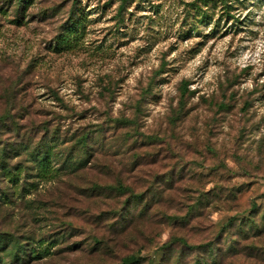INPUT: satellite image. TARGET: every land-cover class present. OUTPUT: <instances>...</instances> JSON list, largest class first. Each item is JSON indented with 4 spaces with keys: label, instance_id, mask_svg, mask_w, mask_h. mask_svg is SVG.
Listing matches in <instances>:
<instances>
[{
    "label": "rangeland",
    "instance_id": "rangeland-1",
    "mask_svg": "<svg viewBox=\"0 0 264 264\" xmlns=\"http://www.w3.org/2000/svg\"><path fill=\"white\" fill-rule=\"evenodd\" d=\"M18 1L0 0V113L20 127L3 137L55 133L50 171L17 156L0 181V231L22 246L0 241V264H197L231 239L221 264H264V0ZM132 190L137 215L113 228ZM251 215L261 233L232 236Z\"/></svg>",
    "mask_w": 264,
    "mask_h": 264
},
{
    "label": "trees",
    "instance_id": "trees-1",
    "mask_svg": "<svg viewBox=\"0 0 264 264\" xmlns=\"http://www.w3.org/2000/svg\"><path fill=\"white\" fill-rule=\"evenodd\" d=\"M127 0H122L120 4V9H122L125 5ZM18 2L20 3V7H18V11L22 12L24 11L27 6L29 5L30 1L27 0H19ZM76 13H72V15L69 16L68 22L63 26V31L59 33L57 36V44L59 40H66V37L68 36V32L73 28V26L76 24ZM186 81H183L182 84V95L184 96L185 93L188 91ZM181 106H184V103H182L181 100ZM221 107H224V103H220ZM123 123L128 124L132 123L133 120L129 118H123L121 120ZM19 125L18 122L16 121V117L14 113L11 112V110H7L3 113H0V181L1 180H6V170L10 168L11 170H16L17 173L19 174L22 168V164L17 161L16 162V157L17 156H24L25 158L32 157L33 162H30L32 166L39 172V174L45 175L49 170V161L51 160V146H50V140L53 138L55 131H53L52 128L45 126L44 127V133L38 137V138H30L29 141H9L6 140L3 136H11L13 133H18L19 132ZM53 133V134H52ZM20 135V132H19ZM77 145L76 147L78 148V152H81L79 159L82 160H87L90 156L93 155L95 149L93 144L89 143V133L83 132L77 137ZM71 155V154H70ZM69 155V156H70ZM74 158L75 156H70ZM69 157V158H70ZM15 160V163L12 161ZM19 160V159H18ZM38 167H37V166ZM56 170H53L52 173H54ZM171 179V178H170ZM172 180V179H171ZM114 188L113 190L119 191L120 193H126L128 191V188L124 186L122 183H119L118 186H112ZM155 190H152V194H150L149 198L147 201H149L151 198L155 197L157 194H160L161 191H157L155 193ZM118 192V193H119ZM150 193V192H149ZM132 198L135 200L136 206H126L124 209L125 211L123 212L122 209L120 212H118L119 216L116 218V221L113 222V228H124L127 225L132 223V219L136 217L137 212L139 208L137 206L140 204V202L143 201L144 196L138 192H134L133 190L131 191ZM5 199V198H4ZM1 195H0V206L2 204L1 202ZM8 200H5L3 202H7ZM145 207V206H144ZM264 215V214H263ZM234 218H231V221L229 222V227L227 229H230L231 227H235V233L237 234H232V236L237 237L238 234L244 235L248 234V231L250 228L255 227V232L261 233V229H259L258 224L260 222H257L256 217L254 215L248 216L247 217V222H242V221H234L232 220ZM264 219V216H263ZM264 225V224H263ZM248 226V228H246ZM227 229L225 231H227ZM248 229V230H247ZM181 243L186 247V248H193L194 246L190 244L186 239L184 238H179ZM0 241H4L3 246L5 251L10 247L8 255H11L15 260H17L18 255L17 252L18 250L22 247L21 246V238L18 236H15L13 233L10 232H5V231H0ZM231 246L229 249H223V252H219L217 250V247L214 246V244H208L206 245L207 248V253L206 255L201 256L197 260V264H221V257L228 251L230 252L231 250L235 249L233 244L235 240H232ZM173 242L168 243L165 246V252H163L161 255L164 257L163 261L165 259H171L172 256V248H173ZM15 250V252H12ZM31 251V250H30ZM160 255V257H161ZM182 259H183V253L180 255L175 264H182ZM120 264H141V258L138 255L135 254H130L127 256H124L122 258V261Z\"/></svg>",
    "mask_w": 264,
    "mask_h": 264
}]
</instances>
